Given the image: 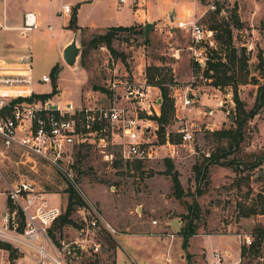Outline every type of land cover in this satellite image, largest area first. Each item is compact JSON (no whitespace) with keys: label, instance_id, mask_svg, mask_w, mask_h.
I'll return each instance as SVG.
<instances>
[{"label":"rangeland","instance_id":"374dc122","mask_svg":"<svg viewBox=\"0 0 264 264\" xmlns=\"http://www.w3.org/2000/svg\"><path fill=\"white\" fill-rule=\"evenodd\" d=\"M40 1L50 9L44 27H52L57 39L52 40L44 27L39 26L38 30L32 31L22 42L27 44L31 39L33 48L31 64L35 76L49 75L51 67L59 63L61 70L58 74L56 93L60 94L61 103L71 102L76 106L106 104L105 93L109 80H128L130 83L146 80L148 83L147 69L155 67L158 69L156 75L165 78V85L172 100L173 119L165 130L172 132L180 123L188 126L198 125L200 129L193 134L192 146L180 147L174 159H170L186 193V196L179 201L172 196L170 177L163 174L167 159L165 149L159 152L157 159L142 163V168L136 170L133 165L120 161L115 149L107 148L103 153L96 145H86L76 156V150L72 148L69 158L70 164H75L72 172L79 189V191L75 190L76 193L82 200L95 204L106 221L118 232L114 237L107 230L102 229L99 232L103 242L102 255L94 260L85 256L82 263L114 264L116 249L119 264H138L141 255L154 258V255L161 254L167 247V242L164 240L168 238L158 236L163 234L162 228L170 223L171 230H175L178 226L177 222H182L181 216L187 213V205L194 199L200 207L201 215L197 220L196 234L189 238L188 251L191 252L189 257L191 263L195 260L198 264H213L211 259L214 252L226 256L227 261H222L226 264H230L228 262L264 263V239L259 255L252 257L249 254L240 258V245L246 244L247 237L252 239L250 233L255 225H264V216L237 218L236 203L240 200L249 203L252 196L246 197L248 186L245 182L236 187L235 181L239 174L234 170L235 168L232 170L218 165L211 166L207 174V186L203 187V195L196 198L193 196L196 189L193 166L216 150L217 142L211 133L233 126L231 116L235 104L232 101L233 94L230 87H213L211 80L207 79L203 71L195 65L190 52L187 51L190 44L189 35L173 28L171 24V16L179 19L187 17L199 19L200 24L206 29L214 19L228 22L231 25L234 47L238 53L241 49L245 50L249 76L263 84L264 80L259 74L261 67L258 55L264 59V0H164L168 3H156L152 7L153 13H156L153 15L149 13L151 4L147 3L143 8L146 10L145 14H140L145 22L135 25H132L131 3L119 6L113 0L84 2L76 13V22L80 26L88 27L92 22L99 28L130 25L135 28L128 32L117 33L109 47L105 44L96 46L89 44L94 36L105 34L107 29L100 32L78 31L76 38L80 54L75 66L71 68L65 65L59 52L60 45L67 36L71 35V31L58 28L60 24L58 18L52 21V14L60 0ZM5 3V16L9 25L20 15V8L17 9V6H21L22 0H5ZM214 3L220 7L219 14L215 16L208 10V6ZM164 6L168 7V12L160 14ZM232 13L237 16L238 24L232 18ZM147 23L152 26L145 39ZM0 34L9 35L3 31H0ZM215 50L223 53L224 47L216 42ZM53 61L54 64L51 66ZM253 83L254 81L251 80L250 84L238 87V98L243 102L246 110L253 107L256 97L257 85ZM52 86L51 82L36 85L35 93L50 94ZM150 87L148 102L154 116V109L159 113L157 99L161 98L159 89ZM181 96L199 98V102L195 101L191 109L182 110L179 104ZM208 111L213 112L212 116L205 114ZM151 125L157 127L154 121ZM208 125L210 127L206 128ZM261 153H264V106L249 122L240 151L229 156L227 160L233 157L246 159L244 158L246 155ZM109 154L113 155L112 159L107 157ZM5 156L0 163V174L8 185H13L19 180L31 181L48 194H56L53 200L59 201L65 212L68 191L72 190V187L59 173L35 157L13 151ZM261 169L264 171V164ZM249 174L250 188L257 193L264 186L263 182L257 179L259 172L254 170ZM5 189V183L0 180V192H4ZM3 210L4 197L0 196V217ZM71 218L74 221L78 218L79 221V215L75 210ZM153 220L157 223L152 224ZM148 226H154L155 231L149 233L158 235L143 240L142 236L132 234H143ZM57 230L55 228L56 232ZM172 234L176 235L177 232ZM60 238L66 241L73 239V229H65L63 232L61 228ZM125 238L130 242L128 245L124 241ZM175 240L179 242L180 237L176 236ZM181 252H183L181 245H175L173 255L176 259L181 258ZM5 255L7 258L4 259L9 261L8 264L10 262L35 264L28 258L19 259L22 253H18L16 259H10L9 252L5 253L1 250L0 262Z\"/></svg>","mask_w":264,"mask_h":264},{"label":"built area","instance_id":"2783aa9c","mask_svg":"<svg viewBox=\"0 0 264 264\" xmlns=\"http://www.w3.org/2000/svg\"><path fill=\"white\" fill-rule=\"evenodd\" d=\"M115 1L119 6L131 3L138 8L143 0ZM215 9V3L208 6L209 11ZM71 14L72 7L63 5L61 15ZM38 28L35 15L24 14L21 34L27 37ZM175 29L189 35L187 51L195 65L203 71L210 61V51L216 49L214 32L204 28L195 18L177 22ZM46 30L50 38L55 37L52 27L47 26ZM31 59L29 47L28 55L20 58L19 64L30 66ZM34 82L49 84L51 80L49 75H42L34 81L29 74L13 72L0 61V163L10 151L35 157L59 173L74 191L79 189L70 166L69 153L73 147L96 145L103 153L111 148L125 163H145L157 159L162 149L167 151V159H174L180 147L192 146L194 132L200 131L198 125L180 123L172 132L165 130V141L160 143L158 125H151L153 116L148 102L151 87L146 80L132 83L128 80H109L105 93L107 103L92 106L61 103L57 93L46 99L29 100L35 94L31 89ZM195 101L199 102V98L181 96L180 109H191ZM158 102L159 98L157 104L160 107ZM154 112V116L160 115V110L158 113L154 109ZM205 114L212 116L213 112ZM170 136L177 141L171 142ZM107 157L112 159L113 155ZM0 178L6 185L5 191L0 192L6 201V208L0 217V242L9 246L0 250L8 251L9 257L13 251L16 255L23 254L19 259L28 258L35 264H83L85 256L94 260L102 255L103 242L99 237L102 229L114 237L118 233L95 204L80 198L83 204L74 209L79 221L77 218L76 222L73 220L75 225L62 227L63 232L70 228L74 232V238L66 241L60 238L59 230H53L55 222L64 213L60 204L51 202L49 194L31 181L19 180L8 185L1 174ZM156 223L152 221V224ZM250 242L247 237L246 244ZM4 257L7 258V255L3 256L0 264H3ZM222 261H227L226 256L214 252L213 264H226ZM8 262L5 260V264Z\"/></svg>","mask_w":264,"mask_h":264},{"label":"trees","instance_id":"16d2710c","mask_svg":"<svg viewBox=\"0 0 264 264\" xmlns=\"http://www.w3.org/2000/svg\"><path fill=\"white\" fill-rule=\"evenodd\" d=\"M78 8V5L74 7L70 22L67 26L68 29H71L74 32L80 30L76 26V11ZM219 12L220 7L218 4H216V9L215 11H213V15L215 16L219 14ZM232 14V18L236 20V24H238L237 16L235 15V13ZM134 28L135 27L133 26H119L108 28L105 34L94 36L89 41V44L91 46L105 44L109 47L114 36L117 33L128 32L130 30H133ZM208 29L214 32L215 41L222 47H224V52L221 53L217 52L216 50L210 51V61L207 63V66L203 70V73L207 79L211 80V85L213 87L220 88L228 86L232 89V101L235 104V110L231 116V120L233 123L232 127L228 129L213 131L211 133V135L217 142L216 150L210 153L207 157H204L202 162L197 163L193 166V171L195 174L194 180L196 183V189L193 196L196 198L203 195V187L207 186V174L211 166L218 165L221 167H228L232 170L233 168H235L234 170L239 174L235 181L236 187L245 182L248 186L246 197L249 198L252 196L249 203H246L243 200H240L236 203L237 218H248L255 215L264 216V186L257 193H254L249 184L251 178V175L249 173L253 172L254 170H257V172H259L257 179L264 184V171H262L261 169V166L264 164V153L258 155L249 154L244 156V158L246 159H243V157L242 159H235L233 157L232 159L227 160L229 156H232L240 151L241 146L245 140L246 129L249 125V122L260 110H262L264 106V83L260 84L258 80L251 79L253 77L249 76V73L247 71L248 59L246 57L245 50L241 49L238 53V50L236 49V47H234L231 25L228 22L224 20L214 19L211 22V25L208 26ZM258 60L261 67L259 74L264 80V59L261 55H258ZM60 70V65L55 64L49 72V77L53 85L52 92L50 94H33L29 100L46 99L52 94L56 93L58 74ZM157 72L158 69L155 67H150L149 69H147V81L148 85L156 87L160 91V115L158 117L153 116L152 120L155 121V123L158 125L159 142L164 143L165 127L173 119L174 113L172 108V100L165 85L166 80L165 78H160L159 76H157ZM251 80L254 81V85H257V92L253 107L249 110H246L243 102L238 98V87L240 85L250 84ZM101 90L103 91L104 89ZM170 141L174 142L177 140L174 136H170ZM82 148L83 147H74V150H76V156L79 155V151L82 150ZM120 161L122 160L120 159ZM128 164L133 165L134 169L136 170H140L142 168V162L135 161ZM74 167L75 164H71V168L74 169ZM163 174L170 177L172 196L178 201L184 198L186 196V193L184 192V189L179 181V174L177 173V171H175L174 164L170 159H165V170ZM68 194L69 196L66 210L55 222L53 230L57 228L59 231H61V228L66 224L75 225L73 219L71 218V214L76 206L82 204V201L73 189L69 190ZM8 205L10 204L8 203ZM200 212V207L196 199H194L191 204L187 205V213L181 216L182 226L178 234L182 237L181 245L185 251V256L188 259V262L189 257H191V254L187 251L189 238L196 234V230L198 228L197 220L200 219ZM250 236L252 237V239L249 245H240V258H244L249 254H251L252 257H256L260 254L262 249V242L264 239V225H255L252 232L250 233ZM0 248L8 249L9 246L0 242ZM15 258H17V255L13 251H11L10 259Z\"/></svg>","mask_w":264,"mask_h":264},{"label":"crops","instance_id":"0c3cea01","mask_svg":"<svg viewBox=\"0 0 264 264\" xmlns=\"http://www.w3.org/2000/svg\"><path fill=\"white\" fill-rule=\"evenodd\" d=\"M95 1L96 0H60V3H57L56 9L54 10V12L52 14L53 15L52 21L57 20V18H58L60 20V24L57 27L61 28L62 30H64V29L68 30L67 26L70 22L71 15H68V16L61 15L63 5L69 4L72 7V12H73L74 7L76 5H78L80 7V5L84 2H95ZM113 1L116 3L115 0H113ZM147 3L151 4V8H150L149 13H150V15H153L156 13H153L152 7H154L156 3H168V2L164 1V0H143V1H140V6L138 8L131 6L132 14H133L132 15V18H133L132 25L143 24L145 22V21H143L142 16L140 14H143V15L145 14L146 10H143V8H144V6H147ZM152 3H154V5ZM20 4H21V6H17V9L20 8V15L17 16L14 20H12L10 22V24L8 25L7 19L5 16L6 3H5V0H0V31L9 33V35H7V36L0 34V61H2L4 63V65H6L7 68L10 69L11 71L29 74L34 81H37L42 75H45V74H41L40 76H35V72L33 70L32 64L30 66L19 64L20 58H23V57L28 55L29 47L31 48V56H32V49H33L32 45H31V39H30L31 37L29 38L30 39L29 43L26 44V43L22 42V40L27 39L28 36L24 37L21 34L20 29L23 27L24 14H26V13L34 14L36 17L38 25L41 27H44V24H46L48 21L46 15L50 14V9L48 8V6H45L44 3H41L40 0H22V3H20ZM16 5L17 4H14V6H16ZM118 8H123V7H118ZM163 12H165V13L168 12V7L164 6V8H161L160 14H163ZM76 13H77V11H76ZM55 16H56V18H55ZM175 19H176V22H175ZM188 20H189V17L179 19L176 16H171V21H172L171 24H173V28H175V25L177 22L188 21ZM132 25H130V26H132ZM76 26L80 30H77L74 32L73 30L70 29L71 35L67 36L64 39L63 43L60 45V51H59L60 54H62L63 49L77 35L78 31H81V30L97 31L98 30L100 32V31L108 29V28H99L96 26V24H94L92 22L89 24L88 27H82L79 24H77V22H76ZM130 26H126V27H130ZM122 27H124V26H122ZM38 29H35V30H38ZM44 29L47 32L46 27H44ZM35 30H33V31H35ZM51 39L52 40L57 39L56 34H55V37L51 38ZM53 64H54V61L50 65L52 66ZM56 64H59V63H56ZM36 85H44V84H37L36 82H34L33 85L31 86V89L33 90L34 93H35L34 88ZM58 90H59V88H58ZM54 195H56V194H49V197H50L49 199L54 204L59 205L60 204L59 201L57 202V201L53 200V198H55ZM61 207H62V205H61ZM5 208H6V201H5V197H4V210H5ZM177 223H178V226L176 227L175 230H171L172 228H170V223L167 224L166 227L162 228V230H161V232L163 233L162 235H158L157 233H155V234L149 233V232H155L154 226H148L147 229L145 230L146 232H144L143 234L132 233V234H138V235L142 236L143 240L150 237V236H155V235L168 238V239L164 240L165 242H167V247L161 252V254L154 255V258L152 256L151 257L149 256V258H147L146 256L141 255V257H139V263L138 264H166L167 260L169 261V263H173V264H198V262H196L195 260H192V263H191V261L188 262V260L185 256V251L181 245L182 244V237L178 234V232L182 226V222H177ZM172 232H177V234L176 235L173 234L174 235L173 237L168 236V235L172 234ZM129 235H131V234H126L123 236H129ZM176 236L180 237V241L178 240L179 242H176V240H175ZM126 239L127 238H125L124 241L128 245V243H130V242L127 241L128 239L127 240ZM160 240L163 241V239H160ZM175 245H177V246L181 245V249L183 250V252H181V258L180 259H176L173 255V248ZM188 248H189V244L187 247V251H188ZM220 251H222V250H220ZM189 253L191 254V252H189ZM114 259H115L114 264H119L117 261V249L115 251V258ZM211 263H212V259H211ZM230 264H233V263L230 262Z\"/></svg>","mask_w":264,"mask_h":264},{"label":"water","instance_id":"95a60500","mask_svg":"<svg viewBox=\"0 0 264 264\" xmlns=\"http://www.w3.org/2000/svg\"><path fill=\"white\" fill-rule=\"evenodd\" d=\"M152 24L147 23L145 25V32L144 36L145 39L147 38L148 32ZM80 54V48L77 46V38L76 36L72 39V41L63 49L62 52V59L66 66L68 67H74L77 61V58ZM161 103V99H159V102Z\"/></svg>","mask_w":264,"mask_h":264}]
</instances>
